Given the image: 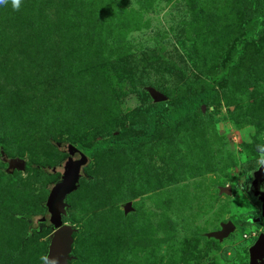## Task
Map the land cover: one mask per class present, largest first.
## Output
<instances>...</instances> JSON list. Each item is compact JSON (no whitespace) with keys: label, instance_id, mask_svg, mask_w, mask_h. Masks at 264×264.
I'll return each instance as SVG.
<instances>
[{"label":"rangeland","instance_id":"374dc122","mask_svg":"<svg viewBox=\"0 0 264 264\" xmlns=\"http://www.w3.org/2000/svg\"><path fill=\"white\" fill-rule=\"evenodd\" d=\"M263 15L264 0L247 10L244 0L0 6V264L44 263L46 201L72 150L144 134L158 100L171 110L202 90L199 79L218 81L216 96L184 121L159 122L130 151L86 155L88 179L66 199L69 264H250L260 233L252 177L264 163ZM228 222L235 229L217 238Z\"/></svg>","mask_w":264,"mask_h":264},{"label":"water","instance_id":"95a60500","mask_svg":"<svg viewBox=\"0 0 264 264\" xmlns=\"http://www.w3.org/2000/svg\"><path fill=\"white\" fill-rule=\"evenodd\" d=\"M160 102V100H158ZM11 169L23 170L25 164L20 160H8ZM88 164V157L78 149L70 152L66 159L60 180L57 181L48 193L46 201L47 222L52 227V233L49 236L47 254L43 264H69L74 259L72 255L73 235L76 231L72 226L64 222L67 215L68 204L66 199L69 195L78 190L80 181L88 179L85 172ZM264 177V163L254 173L252 177L253 188H256L260 181L259 177ZM226 193H231V188L224 189ZM260 192V194L258 193ZM255 195L259 201H262V211H264V191L255 190ZM260 195V196H259ZM235 229L232 222L223 226L222 230L215 236L219 239L226 238L229 233ZM250 264H264V234L258 235L256 241L249 250Z\"/></svg>","mask_w":264,"mask_h":264},{"label":"trees","instance_id":"16d2710c","mask_svg":"<svg viewBox=\"0 0 264 264\" xmlns=\"http://www.w3.org/2000/svg\"><path fill=\"white\" fill-rule=\"evenodd\" d=\"M252 0H244V9H249L251 6ZM261 32H264V15L262 17ZM234 52V51H233ZM232 68V67H231ZM231 68L220 78L221 81L226 80L230 76ZM219 84L218 81L210 82L208 80L199 79L197 85L202 87L200 92L189 95L185 100L180 104L172 108L167 112H163L165 107V102L160 101L155 104V109L150 111L146 117L145 128L146 131L144 134L128 138L125 140H98L89 148H80L82 152L87 155L89 158L93 156L96 152L105 151L110 148L113 150H125L130 151L135 147H138L141 143L147 142L150 137L154 134L156 126L159 122L162 124L168 125L169 127H174L178 123L184 121L186 117L195 111H197L203 105L211 102L216 96V87ZM79 150V149H78ZM80 150V151H81ZM86 172V170H85ZM87 174V173H86ZM88 176V175H87ZM86 180V179H83ZM30 218V217H28ZM241 222H235L240 226Z\"/></svg>","mask_w":264,"mask_h":264},{"label":"flooded vegetation","instance_id":"af4514ba","mask_svg":"<svg viewBox=\"0 0 264 264\" xmlns=\"http://www.w3.org/2000/svg\"><path fill=\"white\" fill-rule=\"evenodd\" d=\"M260 181V184L256 187L257 190L264 191V177L262 175L258 179ZM256 188L251 187L252 191L255 192ZM260 194V192H258ZM260 196V195H259ZM264 198V195H263ZM260 206L259 215L256 217V220H254L253 223H257L260 226V233L264 234V211H262V201L257 200Z\"/></svg>","mask_w":264,"mask_h":264},{"label":"clouds","instance_id":"9594fccd","mask_svg":"<svg viewBox=\"0 0 264 264\" xmlns=\"http://www.w3.org/2000/svg\"><path fill=\"white\" fill-rule=\"evenodd\" d=\"M11 6L14 10H19L22 4V0H10ZM9 0H0V6H6Z\"/></svg>","mask_w":264,"mask_h":264},{"label":"built area","instance_id":"2783aa9c","mask_svg":"<svg viewBox=\"0 0 264 264\" xmlns=\"http://www.w3.org/2000/svg\"><path fill=\"white\" fill-rule=\"evenodd\" d=\"M251 235H248V237H250ZM252 236H256V233L254 232L253 234H252ZM246 237H247V235H246Z\"/></svg>","mask_w":264,"mask_h":264}]
</instances>
